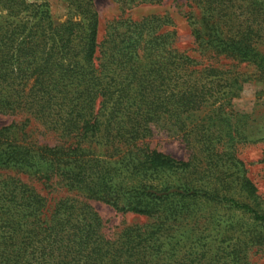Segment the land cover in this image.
<instances>
[{
  "label": "trees",
  "instance_id": "obj_1",
  "mask_svg": "<svg viewBox=\"0 0 264 264\" xmlns=\"http://www.w3.org/2000/svg\"><path fill=\"white\" fill-rule=\"evenodd\" d=\"M61 1L67 18L58 23L46 3L0 0V113L31 118L59 140L22 145L0 128V169L55 177L83 199L49 204L17 178L1 179L0 264H248L245 241L221 239L210 254L200 240L213 227L228 231V211L264 227L234 156L230 102L241 75L177 51L168 15L124 17L99 40L94 0ZM116 1L124 10L163 0ZM190 1L199 55L264 77V0ZM153 136L179 139L189 158L149 149ZM87 200L147 221L107 239ZM186 233L197 241L175 240Z\"/></svg>",
  "mask_w": 264,
  "mask_h": 264
},
{
  "label": "rangeland",
  "instance_id": "obj_2",
  "mask_svg": "<svg viewBox=\"0 0 264 264\" xmlns=\"http://www.w3.org/2000/svg\"><path fill=\"white\" fill-rule=\"evenodd\" d=\"M26 1L37 4L46 3L58 23H62L67 18V8L61 0ZM94 5L99 18V40L104 37L111 23L124 17L139 20L148 15H168L172 22L170 30L174 32L173 47L177 51L185 53L204 66L229 68L241 75L238 78L237 91L230 102L234 113V117L231 119L232 130L235 132H233L234 156L242 163L243 173L255 187L257 199L251 205L254 210L264 216V164L261 162L264 157V77L251 65L237 63L230 58L215 56L212 53L207 54V52L204 56L199 55L200 50L190 36L187 23L188 12L193 10L195 12L194 5L190 0H163L159 6L138 5L124 10L116 0H94ZM257 50L264 55V47H258ZM205 113L207 114V110ZM0 128H9V136L22 145L30 144L41 147L59 145L56 135L22 114L0 113ZM145 143L149 149L180 161H186L191 154L190 149L174 137L153 136ZM94 146L92 144L88 151H93ZM7 177H15L30 186L37 194L45 197L49 204H54L60 198L77 195L75 191H69L55 177L44 181L39 176L16 170L0 169V180ZM231 194L234 199L243 202V194L241 195L237 190L232 191ZM76 197L83 199L80 196ZM87 203L102 220L104 236L110 240L115 238L122 228L147 221L143 217L116 213L109 206L95 200H87ZM218 213L219 216H222L221 211ZM224 221L230 226L224 235L222 229L213 227L200 236L201 243L207 245L205 248L207 253L212 254L221 239L224 241L222 245L229 244L231 238L232 242L239 239L246 242L245 255L248 264H264L263 225L238 211L226 212ZM175 237V240L181 244L197 241V237L188 233Z\"/></svg>",
  "mask_w": 264,
  "mask_h": 264
}]
</instances>
